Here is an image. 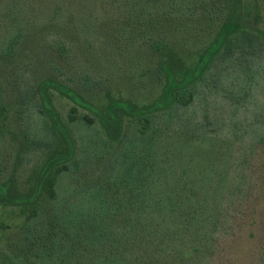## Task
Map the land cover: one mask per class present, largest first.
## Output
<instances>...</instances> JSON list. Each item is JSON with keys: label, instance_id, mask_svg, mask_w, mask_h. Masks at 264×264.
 I'll return each instance as SVG.
<instances>
[{"label": "trees", "instance_id": "obj_1", "mask_svg": "<svg viewBox=\"0 0 264 264\" xmlns=\"http://www.w3.org/2000/svg\"><path fill=\"white\" fill-rule=\"evenodd\" d=\"M84 6L90 16L74 24L59 0H0V136L25 114L19 142L33 161L28 190L16 167L0 176V207L20 219L0 264H214L229 206L214 189L227 172L208 160L229 165L233 147L219 154L204 108L181 120L217 62L264 45L260 1L76 0ZM57 96L74 105L67 120ZM71 166L76 186L60 194Z\"/></svg>", "mask_w": 264, "mask_h": 264}, {"label": "rangeland", "instance_id": "obj_2", "mask_svg": "<svg viewBox=\"0 0 264 264\" xmlns=\"http://www.w3.org/2000/svg\"><path fill=\"white\" fill-rule=\"evenodd\" d=\"M259 1L263 16L259 28L264 31V0ZM59 2L66 7L65 15L69 16L74 24L76 18H88L91 14L86 6L84 9H76V0H59ZM50 38L51 34L47 33V39ZM256 50L251 57H236L233 54L229 60L217 62L214 77L205 85L202 82L201 87L197 88L199 100L197 95L196 99L186 106L185 117L181 120L185 121L186 118L191 123L195 122L204 108L208 123L202 131H205L206 136L211 140L221 141L215 146L219 154L227 152L230 144L233 147V153L224 156L229 165L222 166L220 158L208 160L214 168L227 172V177L223 181L214 183V189L224 195L226 192L227 197L218 200L219 204L216 203L219 208L223 204L229 206L228 217L222 218L223 221L226 219L228 224L224 227L217 254L213 256L214 264H264V45ZM77 67L75 61L71 70L76 71ZM54 104L59 115L64 118L68 117L70 109L74 106L59 96L54 100ZM25 116L23 114L19 117L16 128H14L15 120H12L10 127L5 131L3 129L0 136V176H6L10 169L16 167L19 184L24 187L27 184V171L33 164L32 159L29 160L27 157L28 152L21 149L19 142L22 139L20 133L24 134V131L27 133ZM28 125L34 134L37 125L31 122ZM177 131L184 130L179 128ZM72 133L76 141V127L72 129ZM82 133H85L86 138L89 139L88 154H95L91 142L94 138L92 133L87 129ZM77 134L80 133L77 131ZM198 135H202V132ZM254 136L260 140V144L248 155L251 157L249 162L241 166L242 153L248 150L247 147ZM239 149L242 152H239ZM60 150L63 151V146ZM88 157L94 156L88 155ZM70 170L72 172L63 176L60 181L58 187L60 194H66L76 186V166L75 168L71 166ZM239 177H244V183L239 184L241 182ZM240 186L246 189L243 197L242 195L240 198L234 197L235 200L228 198V193ZM27 188L25 190H28ZM13 210L0 207V220L12 227L0 232V250L7 248L16 239L14 226L20 223V219L14 217ZM202 259L197 261V264L200 262L203 264L207 260L204 257Z\"/></svg>", "mask_w": 264, "mask_h": 264}]
</instances>
